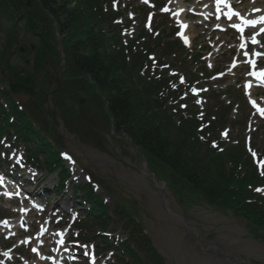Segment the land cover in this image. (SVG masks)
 Here are the masks:
<instances>
[{"label":"trees","instance_id":"trees-1","mask_svg":"<svg viewBox=\"0 0 264 264\" xmlns=\"http://www.w3.org/2000/svg\"><path fill=\"white\" fill-rule=\"evenodd\" d=\"M71 2L0 0V13L10 20L16 14L23 17L25 29L32 35L39 34L30 67L23 68L27 73L21 77L17 73L18 67L12 66L8 76L34 88L32 80L35 77L44 74L45 80L49 70H56L51 20L43 14V11L47 12L59 25L64 48L72 53L73 69L84 81L89 79L107 104L116 133L128 138L140 150L149 168L167 181L173 191L196 194L209 205L227 209L243 219L251 233L264 234V199L252 192L260 179L249 162L243 160L242 150L218 153L199 140L198 136L205 139L208 132L198 135V122L184 119L176 106L168 105L169 97L175 99L176 96L167 89L165 81H160L159 85L157 82L134 84L135 78L129 74L135 71L134 63L129 65L121 52L109 49L96 29V15L90 7L80 10L77 5L71 8ZM7 38L6 50L17 43L15 34L8 33ZM74 54L78 56L74 57ZM46 83L47 80L36 87L41 96L39 102L44 101L42 93ZM16 130L21 135L26 134L21 125ZM53 156L56 160V154ZM128 217L123 219L127 225L132 223L126 220ZM136 230L137 235L131 236V240L156 264L148 241L138 228Z\"/></svg>","mask_w":264,"mask_h":264},{"label":"rangeland","instance_id":"rangeland-1","mask_svg":"<svg viewBox=\"0 0 264 264\" xmlns=\"http://www.w3.org/2000/svg\"><path fill=\"white\" fill-rule=\"evenodd\" d=\"M189 1L187 0V2ZM247 3L244 2V5ZM133 4H136V0H134ZM165 22L167 23L166 20L162 19V23L165 24ZM164 28L161 33L162 36H165L169 29L166 25ZM202 31V29L197 27L191 31L196 46L192 44V47H195V49H199L200 46H206L202 44L205 38L201 37ZM207 34L209 33L207 32ZM210 35L215 47H218L221 41H224L222 48L229 47V45L234 46V40L231 37L225 39L218 32L210 33ZM204 44H207V42ZM221 49L216 50L219 53V57L212 64L219 72L228 66L229 57L233 51L222 52ZM207 52H209V49ZM191 66L192 64H190ZM243 70L244 68L241 67L237 72V76H242ZM209 82L213 81L210 80ZM234 85L229 80L223 83L221 87L217 86L214 89L216 91L233 87L231 93L228 91L225 99H234L237 96V91H239ZM214 94L220 95V93L216 92ZM87 104V101L82 102V111L91 108H88ZM43 109H46L50 114L52 112L55 113V118L58 121L57 128L60 133L56 141L58 145L63 147L61 150L73 155L81 166L79 168L85 169V173L88 172L93 178L97 177L102 183L104 182L111 186L119 202L125 205L128 204L136 210L138 213L137 220L140 222L141 227L150 238L154 247L165 257L167 264H264V240H253L241 220H236L229 214H223L200 202L194 203L192 201L188 204L190 197L182 199L184 203L179 204L177 198L166 190L173 208L178 213H184L188 219L186 220L197 231L195 232L185 227L181 220L172 218L161 205L156 190L142 174L140 158L136 151L130 146L111 141V139L115 140L117 138L112 137L111 134L107 137L110 129L106 125L104 128L102 122L97 118L98 113L92 112L93 109L88 110L85 114L91 120L92 126L90 128L93 133L98 136L100 134V137H102L100 145L92 139L90 133H84V135L83 131H78V135L70 133L65 124L63 125L62 123L60 106L55 100L53 102L49 98ZM244 109L241 107L240 102L238 118L245 113ZM51 125L54 127L53 124ZM243 130L244 126L234 131L231 130L230 137H242L244 135ZM106 137L107 139H105ZM253 142L257 150L264 155V127L258 128L257 132L253 134ZM119 147L123 150H120ZM258 151H256L257 156L259 155ZM40 169L41 176H45L44 168L41 167ZM57 182L58 178L53 175L47 176L42 183L43 186L46 184L49 186V190H47L48 196L51 195L52 188ZM100 196L103 197L102 194ZM67 198L69 199V196L57 198V201L62 204ZM72 205L80 204L73 199L70 206ZM107 206L111 210L114 204L109 200ZM3 215L6 216L8 214H0V216ZM87 226H90L87 229V234L94 235V226L89 224ZM115 229V225H112L111 230Z\"/></svg>","mask_w":264,"mask_h":264},{"label":"snow or ice","instance_id":"snow-or-ice-1","mask_svg":"<svg viewBox=\"0 0 264 264\" xmlns=\"http://www.w3.org/2000/svg\"><path fill=\"white\" fill-rule=\"evenodd\" d=\"M145 2H147V0H145ZM216 3H217V7L219 8V6L221 5V4H223L224 6H226V7H229V9H230V12H229V14H228V18L229 19H231L232 18V16H237V17H239L240 19H244L242 16H241V14L239 13V12H237V11H234V10H231V5L229 4V2H228V0H216ZM244 23L245 24H249V23H253L252 21H247V20H244ZM234 27H237L239 30H241L242 31V29L240 28V26L239 25H233ZM261 76H264V73H261ZM69 159H71L70 157H68ZM257 191H264V190H262V189H257ZM5 223H7L6 221H5Z\"/></svg>","mask_w":264,"mask_h":264},{"label":"bare ground","instance_id":"bare-ground-1","mask_svg":"<svg viewBox=\"0 0 264 264\" xmlns=\"http://www.w3.org/2000/svg\"><path fill=\"white\" fill-rule=\"evenodd\" d=\"M202 16L203 17H205L206 16V14H205V10L202 12ZM257 19H259L260 21H262V22H264V16H263V13L261 12V13H255V14H253L252 15V18H251V20H257ZM184 24H182V26H183ZM153 182V184H154V186L156 187V189H158V190H162L154 181H152ZM164 203H165V205L167 206L168 205V202H167V200L165 199L164 200Z\"/></svg>","mask_w":264,"mask_h":264},{"label":"water","instance_id":"water-1","mask_svg":"<svg viewBox=\"0 0 264 264\" xmlns=\"http://www.w3.org/2000/svg\"><path fill=\"white\" fill-rule=\"evenodd\" d=\"M20 90H21V88H19ZM19 89H18V87L17 86H12L11 87V90H12V92H14L16 95L18 94H20V91H19ZM28 93V92H27ZM17 95V96H18ZM19 97V96H18Z\"/></svg>","mask_w":264,"mask_h":264}]
</instances>
